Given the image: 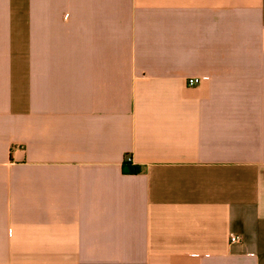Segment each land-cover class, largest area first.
<instances>
[{"label": "crops", "instance_id": "1", "mask_svg": "<svg viewBox=\"0 0 264 264\" xmlns=\"http://www.w3.org/2000/svg\"><path fill=\"white\" fill-rule=\"evenodd\" d=\"M0 264H264V0H0Z\"/></svg>", "mask_w": 264, "mask_h": 264}, {"label": "built area", "instance_id": "2", "mask_svg": "<svg viewBox=\"0 0 264 264\" xmlns=\"http://www.w3.org/2000/svg\"><path fill=\"white\" fill-rule=\"evenodd\" d=\"M202 81H203L202 77L192 76V77L188 78L187 83H188L189 86H195V85H198V84L202 83ZM240 241H241V236L240 235H233L231 237V242L232 243H238Z\"/></svg>", "mask_w": 264, "mask_h": 264}, {"label": "trees", "instance_id": "3", "mask_svg": "<svg viewBox=\"0 0 264 264\" xmlns=\"http://www.w3.org/2000/svg\"><path fill=\"white\" fill-rule=\"evenodd\" d=\"M129 161L125 160L124 165L126 166V170L131 172V173H138L140 171V167L139 166H132L131 162H129Z\"/></svg>", "mask_w": 264, "mask_h": 264}]
</instances>
